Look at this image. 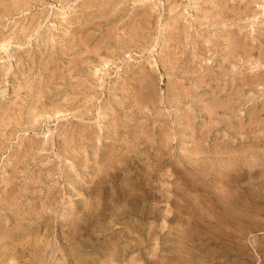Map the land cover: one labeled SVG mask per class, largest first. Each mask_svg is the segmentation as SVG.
<instances>
[{
  "label": "rangeland",
  "instance_id": "obj_1",
  "mask_svg": "<svg viewBox=\"0 0 264 264\" xmlns=\"http://www.w3.org/2000/svg\"><path fill=\"white\" fill-rule=\"evenodd\" d=\"M263 4L0 0V264H264Z\"/></svg>",
  "mask_w": 264,
  "mask_h": 264
},
{
  "label": "bare ground",
  "instance_id": "obj_2",
  "mask_svg": "<svg viewBox=\"0 0 264 264\" xmlns=\"http://www.w3.org/2000/svg\"><path fill=\"white\" fill-rule=\"evenodd\" d=\"M52 4H53V3H52ZM260 6H261V7H264V4H263V5H260ZM37 23H38V22H37ZM1 44H2V43H1ZM1 47H3V44L1 45ZM1 47H0V49H1ZM23 76H24V75H23ZM26 78H27V77H26ZM26 78H25V79H26ZM20 81H21V80H20ZM24 81H26V80H24ZM19 83H20V82H19ZM27 83H28V81H27ZM26 86H27V85H26ZM26 86H25V87H26ZM20 88H21V87H20ZM18 92H19V91H18ZM18 92H17V93H18Z\"/></svg>",
  "mask_w": 264,
  "mask_h": 264
}]
</instances>
